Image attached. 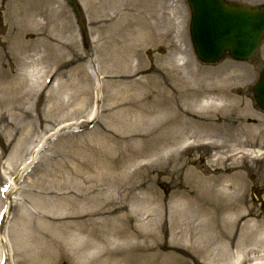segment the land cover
I'll return each instance as SVG.
<instances>
[{
  "label": "rangeland",
  "instance_id": "obj_1",
  "mask_svg": "<svg viewBox=\"0 0 264 264\" xmlns=\"http://www.w3.org/2000/svg\"><path fill=\"white\" fill-rule=\"evenodd\" d=\"M189 21L186 0H0V264H264L236 233L264 220V139L241 156L221 129H264V39L203 65Z\"/></svg>",
  "mask_w": 264,
  "mask_h": 264
},
{
  "label": "water",
  "instance_id": "obj_2",
  "mask_svg": "<svg viewBox=\"0 0 264 264\" xmlns=\"http://www.w3.org/2000/svg\"><path fill=\"white\" fill-rule=\"evenodd\" d=\"M187 4L191 42L202 63H216L225 53L247 61L257 51L264 36V10L232 6L225 0H187ZM253 98L264 111V68L253 87Z\"/></svg>",
  "mask_w": 264,
  "mask_h": 264
},
{
  "label": "bare ground",
  "instance_id": "obj_3",
  "mask_svg": "<svg viewBox=\"0 0 264 264\" xmlns=\"http://www.w3.org/2000/svg\"><path fill=\"white\" fill-rule=\"evenodd\" d=\"M152 17V16H150ZM144 18L141 16L138 17V23L144 28L146 31L151 32V30L147 27L146 23L143 21ZM141 22V23H140ZM115 62V60H114ZM124 68V70H122ZM112 70L110 72V74L115 75L116 77L114 78H131L132 75L138 73L139 68L137 67H132L129 65V62L124 61V66L123 64H120L119 62H115V66L112 67ZM195 75V74H194ZM194 79L197 80V76H194ZM213 92V90H212ZM200 97V92H194V93H190V95H188L187 99L189 101L192 102H196L197 99ZM236 121V120H235ZM242 119H238V123L236 124V122H231L229 123L227 120L222 121L221 124V129L222 128H226L228 131H230L229 133V137L230 139L234 140L237 143V152H239L238 154L243 156V155H248L251 154L250 151H245L244 149H250L253 147H258V140L260 139H264V129L261 128V131L258 132L260 130V127H257L255 129H251L248 127H244L242 126ZM186 124V123H185ZM190 126H196L198 127L199 124L198 123H188ZM237 126V127H236ZM261 126V124H260ZM239 127V128H238ZM238 129V130H236ZM233 130H236V132L233 133ZM261 147V146H259ZM229 161H231V158L228 159ZM236 167L235 165H233V163H230V165L226 168V171H232L234 170ZM212 188L215 186L214 182L211 185ZM238 209V208H236ZM235 213V217H236V223H239L240 221H243L244 218H250V217H258V214H256L252 209L247 208L246 213L241 214L238 210L234 212ZM263 231L264 232V220L258 222V224H253L250 228H249V232H245V224H240L238 229L236 230V233L239 232V237L241 240V244H244L243 241L245 243H252V238L253 241H255V246L256 245H264V240H260L257 238V235L259 234V232ZM256 237H253L255 236ZM238 238L236 240V235H233L232 237L228 238L229 241V246L231 247H236L239 245L238 242ZM252 248L248 254H255V253H262V257H264V250L261 249V247L259 248V250L257 248ZM248 247V246H247Z\"/></svg>",
  "mask_w": 264,
  "mask_h": 264
}]
</instances>
